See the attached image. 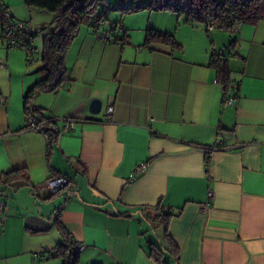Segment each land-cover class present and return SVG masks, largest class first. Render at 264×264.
<instances>
[{"label":"crops","instance_id":"crops-1","mask_svg":"<svg viewBox=\"0 0 264 264\" xmlns=\"http://www.w3.org/2000/svg\"><path fill=\"white\" fill-rule=\"evenodd\" d=\"M5 4L35 36L54 18L22 0ZM116 10L109 15L120 19L124 43L81 26L65 56L67 80L31 100L58 121L50 154L23 110L25 92L47 75L42 41L34 36L39 50L27 60L0 40V175L27 174L20 186L0 185V264H62L48 252L63 230L82 244L80 264H156L146 235L158 203L175 213L168 234L179 264H264V21L206 32L174 12L136 25ZM150 26L173 33L182 49L144 45ZM230 36L235 44L226 48ZM212 51L229 69L227 91ZM93 98L101 100L97 114ZM139 162L146 167L133 174ZM56 174L69 184L48 198L40 186ZM41 249V258L32 255Z\"/></svg>","mask_w":264,"mask_h":264},{"label":"trees","instance_id":"trees-1","mask_svg":"<svg viewBox=\"0 0 264 264\" xmlns=\"http://www.w3.org/2000/svg\"><path fill=\"white\" fill-rule=\"evenodd\" d=\"M22 1L28 7L38 8L54 14L50 24L42 27L45 33L42 38L41 62L47 75L30 87L23 96V110L27 121L34 119L37 131L48 137V154H50L60 134L58 121L43 114L41 108L31 104V100L38 92L54 91L67 80L66 53L73 39L79 33L80 27L85 24L91 25L92 13L96 11L101 0ZM126 1L119 0L115 6L109 7L120 9L123 14L144 9L171 11L186 24L204 26L206 32H209L206 28L208 24H213L214 29H223L232 33L231 29L237 22H240L241 25L246 23L256 25L260 21H264V0H132L131 4L125 5ZM105 8V10L109 9L108 7ZM105 10L102 12L105 13ZM121 31H123V28ZM114 36L115 41L121 44L124 43V33L122 35L114 33ZM152 43L169 45L172 50L180 51L182 49L181 43L177 41L173 33L148 27L145 30L144 45ZM234 44L235 41H232L230 46L233 47ZM210 65L216 69L217 81L221 84L223 90L227 91L231 82L226 63L219 57V54L212 51ZM23 178L27 179V174L23 170L4 172L0 175V185L10 186L13 181ZM58 193H49L48 198ZM156 210L157 213L150 217V220L161 226L162 236L157 239V242L147 237L148 256L156 264H179V248L168 234V223L170 218L175 216V213L164 210L160 203L157 204ZM152 229H155L153 224ZM55 248L56 255L54 257L60 258L62 264H80L78 252H74L72 242L64 230L63 240Z\"/></svg>","mask_w":264,"mask_h":264},{"label":"built area","instance_id":"built-area-1","mask_svg":"<svg viewBox=\"0 0 264 264\" xmlns=\"http://www.w3.org/2000/svg\"><path fill=\"white\" fill-rule=\"evenodd\" d=\"M111 9V8H109ZM241 26L240 22H237L231 29L232 32H236ZM0 40L1 42L9 48L20 49L26 54L27 60H32V56L35 52H38V47L34 44V31L29 22H24L14 19V17L7 10L5 0H0ZM92 31L97 36V38L102 42H114V33L122 30V23H117L113 26H108L107 21L104 17L103 12L94 11L92 13V21L90 25ZM113 28V29H112ZM208 31L214 29L213 24H208L206 26ZM1 65V64H0ZM219 83V82H218ZM221 85V84H220ZM233 98L231 96L224 97V102L231 101ZM112 112V106H108L106 109V114L110 115ZM28 127L34 131H37V126L34 119L28 120ZM71 122L65 125L68 127ZM64 128V127H63ZM146 167L145 162H139L136 164L133 174H137L143 171ZM69 184V179L64 175H52L45 180V182L40 186V189H44L48 193H56L65 189ZM208 198L213 199V192L208 191ZM203 210L207 208V204H204ZM4 202L0 199V222L4 221ZM74 252H78L82 248L80 242L71 241ZM50 256L56 255V248L54 247L49 252ZM45 254V250L34 251L33 256L41 258Z\"/></svg>","mask_w":264,"mask_h":264},{"label":"rangeland","instance_id":"rangeland-1","mask_svg":"<svg viewBox=\"0 0 264 264\" xmlns=\"http://www.w3.org/2000/svg\"><path fill=\"white\" fill-rule=\"evenodd\" d=\"M118 1L119 0H101L100 5L96 9V11L102 12L106 9L105 7L111 8V9L105 10V13H104V17L107 21V24L111 23V22H117L118 23L120 21V19H118L112 15H109L113 12H119V10H116L115 8L109 7L112 5L115 6L118 3ZM131 3H132V0H127L125 5H129ZM43 12H45V14H53L52 12L45 11V10ZM167 14H171V11H155V10L144 9V10H139V11H136L133 13H126V14H122V15L131 16V18H133L135 24L138 25L139 23H144V22H145V24L148 23L149 18L151 19V17H153L154 19H155V16H157L158 18H162L163 16H165ZM121 20L124 21L123 18H121ZM85 25H82V27ZM42 27H44V26H39V29H37L36 36H35V39H36L37 43L40 45V47H41L42 38H43L44 33H45V30ZM136 32H137V34H139L141 32V30L136 29V31H134V33H136ZM115 33H116V35L117 34L122 35L124 32L123 31H117ZM227 43L228 44H225V47L229 48L230 43H231V36L228 37ZM147 221H148L147 223H148V226L150 227V230L148 231V234L146 235V237H148L150 239H154L157 242V239H160L162 236V233H161L162 228L155 221H151L149 219ZM152 224L155 227V229H152Z\"/></svg>","mask_w":264,"mask_h":264},{"label":"water","instance_id":"water-1","mask_svg":"<svg viewBox=\"0 0 264 264\" xmlns=\"http://www.w3.org/2000/svg\"><path fill=\"white\" fill-rule=\"evenodd\" d=\"M100 108H101V100L98 99V98H93L90 102V111L91 113L93 114H97L100 112ZM25 181L23 180H18V181H15L13 182V186H20L22 184H24Z\"/></svg>","mask_w":264,"mask_h":264}]
</instances>
